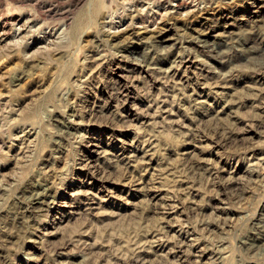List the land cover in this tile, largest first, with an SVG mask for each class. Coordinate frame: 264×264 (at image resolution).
<instances>
[{
  "label": "rangeland",
  "instance_id": "obj_1",
  "mask_svg": "<svg viewBox=\"0 0 264 264\" xmlns=\"http://www.w3.org/2000/svg\"><path fill=\"white\" fill-rule=\"evenodd\" d=\"M112 1L0 0V264H264V0Z\"/></svg>",
  "mask_w": 264,
  "mask_h": 264
},
{
  "label": "bare ground",
  "instance_id": "obj_2",
  "mask_svg": "<svg viewBox=\"0 0 264 264\" xmlns=\"http://www.w3.org/2000/svg\"><path fill=\"white\" fill-rule=\"evenodd\" d=\"M152 1V0H151ZM160 0H155V2H159ZM115 1L113 0L112 3H114ZM12 3V2H11ZM4 35V34H3ZM155 72V71H154ZM262 74V73H261ZM25 137V136H24ZM9 153V152H8ZM10 228V227H9ZM143 251V250H142ZM135 259V258H134ZM137 264V263H136Z\"/></svg>",
  "mask_w": 264,
  "mask_h": 264
}]
</instances>
